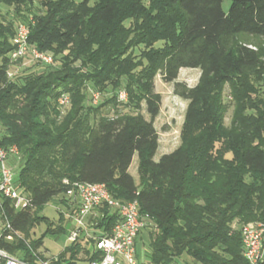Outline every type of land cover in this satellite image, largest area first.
Instances as JSON below:
<instances>
[{
	"label": "trees",
	"instance_id": "16d2710c",
	"mask_svg": "<svg viewBox=\"0 0 264 264\" xmlns=\"http://www.w3.org/2000/svg\"><path fill=\"white\" fill-rule=\"evenodd\" d=\"M35 1L0 0V146L18 148L15 186L28 201L16 211L0 195V250L39 263L42 242L30 232L45 219L42 208L52 199L68 206L65 192L74 183L103 184L113 199L135 200L148 216L151 264H174L182 255L195 264H248L240 227L264 223V99L253 96L264 51L238 37L264 38V0H38V14ZM18 24L55 66L9 80ZM180 69L200 71L194 87L176 82ZM158 74L187 105L179 146L155 162ZM110 105L112 115L104 114ZM134 155L138 183L129 174ZM96 212L94 231L110 233L117 216ZM46 233L64 229L49 225ZM97 258L75 242L57 264Z\"/></svg>",
	"mask_w": 264,
	"mask_h": 264
},
{
	"label": "built area",
	"instance_id": "2783aa9c",
	"mask_svg": "<svg viewBox=\"0 0 264 264\" xmlns=\"http://www.w3.org/2000/svg\"><path fill=\"white\" fill-rule=\"evenodd\" d=\"M29 30L25 24H18L12 39L13 50L10 60H31L43 65H51L50 55L40 52L28 43ZM10 74H8L9 76ZM120 101L126 100L123 92L118 94ZM98 94L92 93V104L98 102ZM59 106L69 104L67 96L58 99ZM10 157L20 158L16 146H0V195L10 200L14 210L24 208L28 201L26 195L13 184L12 170L8 166ZM70 204H77L76 208L64 214L73 221V230L68 236L70 243L83 242L87 250L93 249L98 255L97 260L87 264H138L135 256V242L141 231L152 226L148 216L139 213L137 201L119 202L113 199L103 184L74 183L65 192ZM102 208L112 210L117 221L110 233L94 231V220L100 215L93 212ZM9 228V225L6 226ZM242 255L248 264H262L264 261V223L251 222L240 227ZM12 240V237H7ZM40 264H57L58 257L50 260H40ZM0 264H24L18 258L0 250Z\"/></svg>",
	"mask_w": 264,
	"mask_h": 264
},
{
	"label": "rangeland",
	"instance_id": "374dc122",
	"mask_svg": "<svg viewBox=\"0 0 264 264\" xmlns=\"http://www.w3.org/2000/svg\"><path fill=\"white\" fill-rule=\"evenodd\" d=\"M81 0H76L80 2ZM230 6V1H225L222 4L224 12L228 11ZM33 10L35 13H40L41 9L39 7L38 0L35 1ZM2 14L6 12L10 13L5 8H1ZM238 41L244 44L246 47L252 50H262L264 51V38L241 35L238 37ZM52 66H55L53 63ZM51 66V67H52ZM42 64L31 60H17L9 69V80H14L17 76L30 73L38 72L43 69ZM200 71L198 69H180L176 82L185 84L187 87H194L199 79ZM254 84V97L257 96L258 99H264V73L261 77L253 83ZM155 93L160 95L161 107L158 116L154 120V128L158 134L159 146L154 155V161L157 162L163 155L172 153L180 144V130L183 123L184 112L186 109L187 102L180 99L174 94L173 84L166 83L163 81L161 75L155 77ZM112 94H103L100 97V103L111 97ZM112 110L114 107L111 105L103 109L104 114L112 115ZM142 114L148 120V116L145 113L144 104L142 105ZM231 118V111L228 112L225 120V125H229ZM8 166L12 169L13 184L17 183V174L20 167L13 165L10 160L8 161ZM15 166V167H14ZM129 174L133 177L136 183H138L137 175V156H133L132 163L129 167ZM68 213L65 205L61 204L58 199H52L43 208L40 216L45 219L40 220L39 223L33 227L30 232V239L37 240L40 239L42 242V248L39 249L38 253L43 256V260H50L53 257H58L61 255L66 247L71 243L68 241V236L73 227V222L70 220H61V214L63 218L66 217L63 214ZM97 214L96 210L93 212V217ZM50 225L51 228H56L61 225L64 229V233L61 234H44L45 230ZM1 227V224H0ZM153 230L152 226L144 228L136 240L135 251L136 260L138 264H151L150 261V250H149V233ZM22 237V235H20ZM81 258V256H79ZM181 262L187 263L191 262L186 255H182L178 258ZM175 263V262H174ZM192 263V262H191Z\"/></svg>",
	"mask_w": 264,
	"mask_h": 264
},
{
	"label": "crops",
	"instance_id": "0c3cea01",
	"mask_svg": "<svg viewBox=\"0 0 264 264\" xmlns=\"http://www.w3.org/2000/svg\"><path fill=\"white\" fill-rule=\"evenodd\" d=\"M9 160H10V162L14 165L15 164V166H18V167H20L21 166V162L19 161V160H17L16 158H14V157H10L9 158ZM14 166V167H15ZM12 170V169H11ZM76 206H77V204H69L68 206H66V208H67V210H68V213H70V212H72L75 208H76ZM64 215V214H63ZM65 220H67V218H65ZM64 220V221H65ZM68 220H70V221H72L71 219H68ZM73 222V221H72ZM73 230V227H72V229H71V231ZM82 245H84L83 244V242H80ZM42 248V247H41ZM40 248V249H41ZM39 251V250H38ZM16 258H18L19 259V257L17 256ZM191 262H187V263H183V264H195L190 258H188ZM37 264H40V263H37ZM174 264H181V262H180V260L177 258V259H175V263Z\"/></svg>",
	"mask_w": 264,
	"mask_h": 264
}]
</instances>
